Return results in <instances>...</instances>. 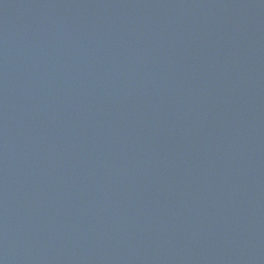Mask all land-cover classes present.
I'll list each match as a JSON object with an SVG mask.
<instances>
[{
	"label": "water",
	"instance_id": "95a60500",
	"mask_svg": "<svg viewBox=\"0 0 264 264\" xmlns=\"http://www.w3.org/2000/svg\"><path fill=\"white\" fill-rule=\"evenodd\" d=\"M0 264H264V0H0Z\"/></svg>",
	"mask_w": 264,
	"mask_h": 264
}]
</instances>
